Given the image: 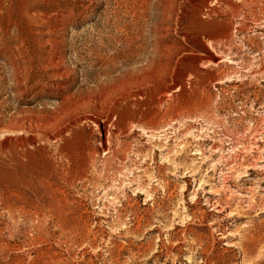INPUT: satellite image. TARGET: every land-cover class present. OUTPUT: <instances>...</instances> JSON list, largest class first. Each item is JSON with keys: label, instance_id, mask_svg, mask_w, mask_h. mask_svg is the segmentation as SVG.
<instances>
[{"label": "rangeland", "instance_id": "1", "mask_svg": "<svg viewBox=\"0 0 264 264\" xmlns=\"http://www.w3.org/2000/svg\"><path fill=\"white\" fill-rule=\"evenodd\" d=\"M0 264H264V0H0Z\"/></svg>", "mask_w": 264, "mask_h": 264}, {"label": "bare ground", "instance_id": "2", "mask_svg": "<svg viewBox=\"0 0 264 264\" xmlns=\"http://www.w3.org/2000/svg\"><path fill=\"white\" fill-rule=\"evenodd\" d=\"M61 63V62H60ZM152 66V64L150 63H148L144 68H142V70H145V69H147V68H149L150 69V67ZM148 70V69H147ZM69 71V70H68ZM67 71V69L66 68H61V69H58L57 68V70L55 71L54 70V72L52 73V75H50V76H60L61 78H62V76H64L65 74H67L68 75V72ZM70 72V71H69ZM70 74V73H69ZM134 75V74H133ZM132 77V76H131ZM136 77H138V76H136ZM64 79V78H63ZM57 86V85H56ZM58 87H61V84H58ZM63 88H67V87H64L63 86ZM86 98H90V96H88V97H82V98H76V99H70V96L68 97V96H66L65 98H64V101H69L70 102V104H71V109L74 111H76V109H78V108H80L84 103H85V101H86ZM85 99V100H84Z\"/></svg>", "mask_w": 264, "mask_h": 264}]
</instances>
